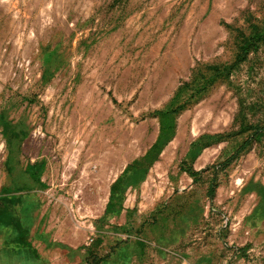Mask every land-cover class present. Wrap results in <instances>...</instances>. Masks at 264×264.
I'll return each instance as SVG.
<instances>
[{
  "label": "rangeland",
  "instance_id": "374dc122",
  "mask_svg": "<svg viewBox=\"0 0 264 264\" xmlns=\"http://www.w3.org/2000/svg\"><path fill=\"white\" fill-rule=\"evenodd\" d=\"M0 264H264V0H0Z\"/></svg>",
  "mask_w": 264,
  "mask_h": 264
},
{
  "label": "trees",
  "instance_id": "16d2710c",
  "mask_svg": "<svg viewBox=\"0 0 264 264\" xmlns=\"http://www.w3.org/2000/svg\"><path fill=\"white\" fill-rule=\"evenodd\" d=\"M248 47H249V46H247V45H243V47H242V56H244V54L247 53ZM244 146H245V145H243L242 147H240V148L238 149L237 152H239L240 150H242V149L244 148ZM237 152H236V153H237ZM231 158H232V157L226 159V162L229 161ZM211 190H212V189H211V187H210V190H209V191H211Z\"/></svg>",
  "mask_w": 264,
  "mask_h": 264
}]
</instances>
